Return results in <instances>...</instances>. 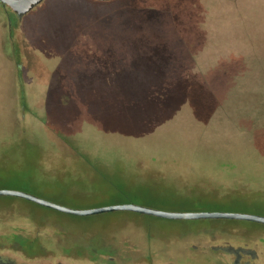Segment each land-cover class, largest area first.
<instances>
[{
    "label": "rangeland",
    "instance_id": "obj_1",
    "mask_svg": "<svg viewBox=\"0 0 264 264\" xmlns=\"http://www.w3.org/2000/svg\"><path fill=\"white\" fill-rule=\"evenodd\" d=\"M234 46L264 47V0H42L21 18L0 2V187L74 208L264 215V108L239 84L216 107L210 86ZM211 235L264 254L255 220L0 195L10 264H215L192 245Z\"/></svg>",
    "mask_w": 264,
    "mask_h": 264
},
{
    "label": "water",
    "instance_id": "obj_2",
    "mask_svg": "<svg viewBox=\"0 0 264 264\" xmlns=\"http://www.w3.org/2000/svg\"><path fill=\"white\" fill-rule=\"evenodd\" d=\"M42 0H0L3 4L7 5L14 11L19 18L30 12ZM97 1H110V0H97ZM0 195H14L19 196L41 205L51 207L57 210L65 211L72 214L88 215L96 214L113 210H131L141 213L156 215L165 218H239L249 219L264 223V215L230 211V210H178V209H162L156 207L145 206L134 202L113 203L89 208H74L66 206L55 201L43 198L31 192L10 187H0Z\"/></svg>",
    "mask_w": 264,
    "mask_h": 264
},
{
    "label": "trees",
    "instance_id": "obj_3",
    "mask_svg": "<svg viewBox=\"0 0 264 264\" xmlns=\"http://www.w3.org/2000/svg\"><path fill=\"white\" fill-rule=\"evenodd\" d=\"M255 34L249 33L247 34V39H253ZM264 47H254L248 46L243 47H231V52L228 53V62L225 64L219 63V59H215L218 61L217 64H214L215 70V79H211L213 83H216L215 87L211 86L212 92L214 93L216 101V107H220L221 104L218 101L221 89L223 86L229 84L230 87H234L239 84L243 90L251 94V91H254L258 98L260 99L259 103H256L257 107L259 106L261 109L264 108ZM220 50L222 53V49L216 48ZM187 55L193 56V60L198 61V55L195 53H191L190 49L184 48ZM252 58V59H251ZM191 59V58H190ZM192 60V59H191ZM192 60V61H193ZM242 71V72H241ZM202 79L208 80V73H201ZM243 75V77H242ZM202 86V84H201ZM4 177L2 173H0V178Z\"/></svg>",
    "mask_w": 264,
    "mask_h": 264
},
{
    "label": "flooded vegetation",
    "instance_id": "obj_4",
    "mask_svg": "<svg viewBox=\"0 0 264 264\" xmlns=\"http://www.w3.org/2000/svg\"><path fill=\"white\" fill-rule=\"evenodd\" d=\"M14 12V11H13ZM15 13V12H14ZM16 14V13H15ZM17 15V14H16ZM18 16V15H17ZM203 242H194L193 248L202 253L211 251L208 258L215 264H264V254L261 253L253 244L246 241H233L223 237L209 236ZM20 242L23 245V238ZM31 243V242H29ZM35 246L36 243L32 242ZM25 251V250H24ZM29 255V254H28ZM32 257V255H30ZM177 262L171 260L170 264ZM0 264H10L0 257ZM56 264H63L58 262ZM180 264H200L198 262H180Z\"/></svg>",
    "mask_w": 264,
    "mask_h": 264
}]
</instances>
